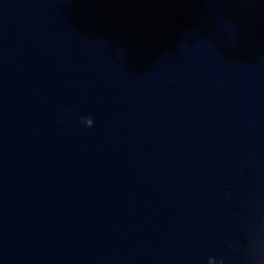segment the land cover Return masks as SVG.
I'll use <instances>...</instances> for the list:
<instances>
[{
    "label": "water",
    "instance_id": "95a60500",
    "mask_svg": "<svg viewBox=\"0 0 264 264\" xmlns=\"http://www.w3.org/2000/svg\"><path fill=\"white\" fill-rule=\"evenodd\" d=\"M210 257L264 264V0H0V264Z\"/></svg>",
    "mask_w": 264,
    "mask_h": 264
},
{
    "label": "clouds",
    "instance_id": "9594fccd",
    "mask_svg": "<svg viewBox=\"0 0 264 264\" xmlns=\"http://www.w3.org/2000/svg\"><path fill=\"white\" fill-rule=\"evenodd\" d=\"M81 122L86 126V127H91L93 125V120L91 117H81ZM209 264H213L212 258H209ZM222 264V261H221Z\"/></svg>",
    "mask_w": 264,
    "mask_h": 264
}]
</instances>
